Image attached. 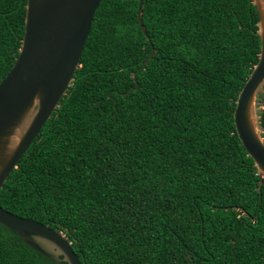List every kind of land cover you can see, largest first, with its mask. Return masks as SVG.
<instances>
[{"label": "trees", "instance_id": "16d2710c", "mask_svg": "<svg viewBox=\"0 0 264 264\" xmlns=\"http://www.w3.org/2000/svg\"><path fill=\"white\" fill-rule=\"evenodd\" d=\"M26 2L0 0V81ZM139 5L100 1L72 82L0 205L61 231L81 264H264V178L233 123L260 53L256 7L143 0L144 32ZM258 104L264 138V93ZM0 264L66 262L0 223Z\"/></svg>", "mask_w": 264, "mask_h": 264}, {"label": "water", "instance_id": "95a60500", "mask_svg": "<svg viewBox=\"0 0 264 264\" xmlns=\"http://www.w3.org/2000/svg\"><path fill=\"white\" fill-rule=\"evenodd\" d=\"M101 0H27L19 54L0 81V189L70 86ZM140 0L138 19L140 18ZM258 12L260 53L233 111L237 136L264 178L260 95L264 93V0ZM145 60L144 64L147 62ZM262 180L259 182V190ZM0 223L52 261L81 264L65 235L0 205Z\"/></svg>", "mask_w": 264, "mask_h": 264}]
</instances>
